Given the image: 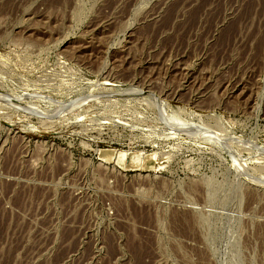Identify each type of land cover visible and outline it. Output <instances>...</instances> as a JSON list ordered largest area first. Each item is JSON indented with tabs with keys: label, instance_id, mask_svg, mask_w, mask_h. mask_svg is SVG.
Listing matches in <instances>:
<instances>
[{
	"label": "rangeland",
	"instance_id": "1",
	"mask_svg": "<svg viewBox=\"0 0 264 264\" xmlns=\"http://www.w3.org/2000/svg\"><path fill=\"white\" fill-rule=\"evenodd\" d=\"M0 264H264V0H0Z\"/></svg>",
	"mask_w": 264,
	"mask_h": 264
},
{
	"label": "bare ground",
	"instance_id": "2",
	"mask_svg": "<svg viewBox=\"0 0 264 264\" xmlns=\"http://www.w3.org/2000/svg\"><path fill=\"white\" fill-rule=\"evenodd\" d=\"M136 92V91H135ZM150 158V157H147V159ZM146 161V160H145Z\"/></svg>",
	"mask_w": 264,
	"mask_h": 264
}]
</instances>
